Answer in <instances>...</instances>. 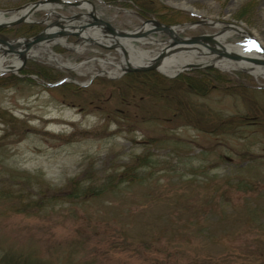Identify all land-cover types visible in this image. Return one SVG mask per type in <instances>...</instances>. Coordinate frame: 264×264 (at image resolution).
I'll list each match as a JSON object with an SVG mask.
<instances>
[{"label":"rangeland","instance_id":"374dc122","mask_svg":"<svg viewBox=\"0 0 264 264\" xmlns=\"http://www.w3.org/2000/svg\"><path fill=\"white\" fill-rule=\"evenodd\" d=\"M35 1L0 0V11ZM89 1L98 18L125 32L155 20L188 39L212 36L232 25L239 32H229L220 43H248L240 37L247 32L256 44L244 48L264 58L258 48L264 49V0H142L156 8L157 16L146 17L132 4ZM56 11L63 16L86 14L74 7ZM44 15L36 12L29 20L37 22ZM31 24L39 27L36 34L44 27L16 26ZM16 26L0 29V37L36 35L6 31ZM152 38L171 41L162 32ZM58 41L63 47H48L64 66L91 58L100 61L90 60L71 71L48 58L29 59L59 70L63 78L43 86L32 77L37 84H31L20 74L26 62L17 73L3 74L22 81H0V264L8 259L10 264H264V124L254 118L264 112V90H258L264 89V78L237 67L221 70L216 61L222 59L197 57L194 62L201 68L176 77L206 69L225 75L239 72L254 89L213 90L206 96L181 90L183 108L139 100L137 94L134 108L121 103L129 93L119 92L127 89L128 73L102 62L118 66V53L84 44L75 36ZM163 46L132 43L134 50L150 55ZM11 58L8 55L2 65ZM101 70L110 75H97ZM60 82L84 92L56 87ZM223 120L236 122L234 133H224ZM143 156L152 163L137 169L143 177L139 182L126 180L83 202L26 207L39 202L34 193L41 183L61 191L72 180L81 187L97 186L111 176L117 180Z\"/></svg>","mask_w":264,"mask_h":264},{"label":"water","instance_id":"95a60500","mask_svg":"<svg viewBox=\"0 0 264 264\" xmlns=\"http://www.w3.org/2000/svg\"><path fill=\"white\" fill-rule=\"evenodd\" d=\"M84 4L89 6L90 9L86 8ZM62 6L74 7L78 10L86 11V14L84 15L90 17L92 21L84 19L82 17L84 16L83 14H74L71 16H63L59 14L56 10L61 9ZM40 11L44 12V19L37 22H31L29 20V17L32 14ZM0 14L3 17L8 14H13L12 16L15 15L14 17L3 19L4 21L0 23V29L9 28L22 23H36L44 26L40 32H38L34 37L30 39H13L9 37H0V76L5 73H17L25 66L27 60L29 59H40L42 61H46L48 58L52 61L54 65H57L61 68H66L71 71H74L75 69L79 68L82 64L90 60L100 61L97 58H91L73 66H64L60 64L55 58H53L52 55L49 56L46 53L44 54H46L47 57H40L38 55L39 51L43 46L49 44H56L62 46L58 39L69 36L77 37L78 39L82 40L84 44L88 43L91 45H95L101 49L110 50L118 53V56L121 60L118 66L113 65L111 62H108L106 60H102V62L106 63L114 70L120 71L121 74L156 71L166 77L171 78L176 77L183 71L202 67L201 65L190 63L183 66L180 70L175 69V71L171 75H166L161 72L160 69L164 67L168 58L172 55L177 54L193 58L209 55L218 59L234 61L236 64L238 62L245 63L251 68L257 69L258 71H261L260 69L264 67L263 57L255 53H250L249 50H245V52L251 55L230 53L226 51V45H222L218 42V38H222L223 36H225V34L231 31L239 32L237 27H234L232 25H227L224 29L218 31L212 36L205 35L197 38L188 39H181L177 37L176 32L172 27L158 23L155 20H145L134 31L125 32L115 28L109 22L103 21L98 18L96 16L95 6L89 0H37L35 2L26 4L18 8L0 11ZM50 17H52L53 19L50 20ZM75 23L77 25H72ZM144 27H148V29H146L144 33H142L141 35L136 34V32L141 31V29ZM89 32H97L98 34L100 33V37L108 38V41H104L101 44L100 42H96L94 41V39H91L86 35L85 37L83 36V34ZM105 32L110 34V36H106ZM161 32L167 34L168 38H170L171 41L157 42L152 38V35ZM95 33L93 34L98 37V34ZM240 37L246 40L248 43L239 42L238 45H246L249 48L253 47L256 44L247 32L242 33ZM147 40L153 41L151 44L147 43V45L160 46L161 44H164L165 46L158 49V51H156L157 53L153 55V57H151L147 62L145 61L142 62V64H136L131 66L130 62L132 58L125 47H129L130 51H133L134 49L132 48V43L143 46ZM218 48L222 50H219ZM258 48L259 51L264 55V49L261 47ZM50 53L52 52L50 51ZM8 55H13V58H11V60H8L11 63L2 65V63L6 61V57ZM16 60H19L18 63H14ZM213 60L215 59L212 58L210 61L212 62ZM239 69L247 71V69L244 68L239 67ZM100 74L110 75V72L101 70L100 72H98L97 75Z\"/></svg>","mask_w":264,"mask_h":264},{"label":"trees","instance_id":"16d2710c","mask_svg":"<svg viewBox=\"0 0 264 264\" xmlns=\"http://www.w3.org/2000/svg\"><path fill=\"white\" fill-rule=\"evenodd\" d=\"M105 4L117 6L118 4H132L133 7L137 9L139 16L146 17L149 15L157 16L156 15V8L152 6V4L147 3V1L142 0H102ZM39 27L36 25H21L16 26L11 29L6 30L10 32L12 35H27L31 32L35 35L36 31ZM9 34V33H8ZM20 74L24 76V80L28 81L31 84H37L36 81L42 82L43 86L51 85L56 83L57 81L61 80L63 77L62 72L59 70H55L54 68L45 65L39 61L30 60L27 62L26 67L21 70ZM233 76V77H232ZM32 77L36 78V81L32 79ZM125 81L127 82L126 87L124 90H119L122 93L124 91L129 93V98L121 100L123 104L129 106L132 104L134 108L136 107L135 104V97L137 94H140L139 100L149 99L154 101L155 103H164L163 106L171 107H182V101L179 98L178 94L181 90H185L191 92L192 94L198 96H206L213 90H222V91H234L238 90L239 88H244L246 90L254 89V85L252 81L248 79V76H244L241 73H233L229 75H225L222 73L217 72L213 69H206V70H194L188 73H183L176 78L168 79L164 76L159 75L156 72H142V73H128L125 77ZM22 78H18L12 74L3 75L0 77V81L2 85L7 84H15L17 82L22 81ZM71 85V86H70ZM56 87H68L69 91L73 93H77L83 91L82 88L72 85V83H59L55 85ZM70 87H73L70 88ZM75 87V88H74ZM256 88V87H255ZM258 90H264L259 89ZM84 92V91H83ZM122 96V95H120ZM125 98V97H124ZM134 101V103H133ZM167 103L171 104L168 106ZM137 108V107H136ZM255 121L259 122L261 125L264 124V112L260 110V115L254 116ZM245 120H241L239 122H243ZM221 128H224V133L231 134L232 130L233 133L236 128V122L233 120H223L220 122ZM232 125H234L232 127ZM242 127V124L241 126ZM133 167H129L123 170V172L119 175L117 180L113 181V176L108 177L104 183L100 185H92L90 184L87 187H81L77 180H72L69 182L68 186L65 190L61 191L59 189H50L44 187L41 183V186L36 190L34 193L35 196L39 197V202L34 204L33 206L27 204V208H34L38 209L39 205L46 207L53 202H68V203H77L83 202L90 198H96L101 196L105 192L112 191L113 186L125 182L126 180L132 182H139V180H143V177H140V173L137 172V169H143L151 165V161H147L146 157H137L133 162ZM111 184L109 187L108 185ZM108 187V190H107ZM250 188V187H249ZM107 190V191H106ZM31 203V201L29 200ZM9 262L7 261L6 264L11 263V259ZM24 262L17 261L13 264H23ZM27 264V263H26ZM29 264V263H28Z\"/></svg>","mask_w":264,"mask_h":264},{"label":"bare ground","instance_id":"6f19581e","mask_svg":"<svg viewBox=\"0 0 264 264\" xmlns=\"http://www.w3.org/2000/svg\"><path fill=\"white\" fill-rule=\"evenodd\" d=\"M71 1V0H70ZM84 6L88 9H90L89 6H87L86 4H84ZM15 16V15H14ZM11 16V17H14ZM8 17V18H11ZM3 19H5V16L3 17L0 14V23L2 21H4ZM146 29H148V27H144L141 29V31L136 32V34H142L146 31ZM229 33L225 34V36H227ZM88 36L91 39H94V41L96 42H100L101 44L103 43V41L101 39H99L96 35H94L92 32L83 34V36L85 37ZM225 36H223L222 38H218V42L220 43L221 41L223 42ZM253 41H255V39L252 38ZM152 40H148V42L146 41L144 43V46L147 45V43H152ZM222 44V43H221ZM223 45V44H222ZM49 45H45L41 48V50L39 51L38 55L41 56L42 54L46 53L47 55H50V50H49ZM6 48V47H4ZM227 49L226 51L230 52V53H234V54H241V55H251L249 53H246L244 48V45H234V46H226ZM126 50L129 52L132 60L130 62V65H136V64H142V62H147L151 57H153V55H150V53L144 52L140 49L137 50H133L130 51L129 47H126ZM222 50V49H221ZM158 51V50H157ZM157 52L154 53V55ZM195 58L193 57H185L182 56L181 54H177V55H172L168 58L167 62L165 63L164 67L160 69L161 72H163L166 75H171L175 70L174 69H178L180 70L183 66H185L186 64H190V63H194L196 64V62H194ZM215 61V60H214ZM14 63H18L17 61ZM205 63V62H204ZM216 66L219 67L221 70H232L235 67L237 68H244L247 69V71H249L250 73L254 74L256 77H262L264 78V72L258 71L257 69L251 68L249 65L245 64V63H241L238 62L237 64L233 63L232 61L226 60V59H222L220 61H216ZM174 68V69H173Z\"/></svg>","mask_w":264,"mask_h":264},{"label":"flooded vegetation","instance_id":"af4514ba","mask_svg":"<svg viewBox=\"0 0 264 264\" xmlns=\"http://www.w3.org/2000/svg\"><path fill=\"white\" fill-rule=\"evenodd\" d=\"M37 25H39V24H37ZM42 26V25H41ZM9 37V36H8ZM11 38V37H10Z\"/></svg>","mask_w":264,"mask_h":264}]
</instances>
